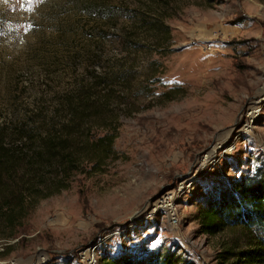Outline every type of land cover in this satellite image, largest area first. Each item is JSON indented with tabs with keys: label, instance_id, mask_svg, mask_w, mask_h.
<instances>
[{
	"label": "rangeland",
	"instance_id": "374dc122",
	"mask_svg": "<svg viewBox=\"0 0 264 264\" xmlns=\"http://www.w3.org/2000/svg\"><path fill=\"white\" fill-rule=\"evenodd\" d=\"M62 1L0 0V128L39 140L91 82L104 106L72 137L112 132L114 155L95 168L81 158L68 187L22 225L0 218V264H98L166 248L230 264L220 243L232 236L202 235L198 212L230 179L264 173V0H112L160 19L167 39L128 17L107 30Z\"/></svg>",
	"mask_w": 264,
	"mask_h": 264
},
{
	"label": "trees",
	"instance_id": "16d2710c",
	"mask_svg": "<svg viewBox=\"0 0 264 264\" xmlns=\"http://www.w3.org/2000/svg\"><path fill=\"white\" fill-rule=\"evenodd\" d=\"M68 3L88 16L104 20L107 30L115 28L119 17H128L133 19L132 23L139 32L169 38L168 27L160 19L148 16L141 10L124 8L112 0H63L58 8H65ZM127 42L130 41L127 39ZM113 77L121 78L116 73H113ZM104 82L98 79L96 84ZM93 85L90 82V93L79 94L72 101L67 99L63 104L66 117L64 125L56 129L51 124L52 127L45 130L39 140L33 141L28 136L27 142L20 127L17 138L9 136L6 139V134L0 128V218L6 227L22 225V218L28 215L40 199L66 189L72 172L78 170L77 164L81 158L87 159L95 168L114 155L115 135L112 132L96 136L89 134V129H86L84 140L76 141L72 137L71 130L75 129L76 133L86 124H92L100 114L98 108L104 106L102 94L94 90ZM103 94L109 98V94ZM198 219L202 235L208 238L232 236L229 242L220 243V259L223 262L264 264V173L254 172L230 179L217 196L203 200ZM98 264L192 263L182 254L166 248L162 253L146 257H104Z\"/></svg>",
	"mask_w": 264,
	"mask_h": 264
},
{
	"label": "bare ground",
	"instance_id": "6f19581e",
	"mask_svg": "<svg viewBox=\"0 0 264 264\" xmlns=\"http://www.w3.org/2000/svg\"><path fill=\"white\" fill-rule=\"evenodd\" d=\"M255 106V105H254ZM255 108V107H254ZM213 150L210 151L209 154H212ZM188 187V186H187ZM176 198H174V194L163 197L156 205L154 210H159L174 202Z\"/></svg>",
	"mask_w": 264,
	"mask_h": 264
},
{
	"label": "built area",
	"instance_id": "2783aa9c",
	"mask_svg": "<svg viewBox=\"0 0 264 264\" xmlns=\"http://www.w3.org/2000/svg\"><path fill=\"white\" fill-rule=\"evenodd\" d=\"M262 100H264V97L263 98H261ZM256 103H260V102H256ZM255 109V108H254Z\"/></svg>",
	"mask_w": 264,
	"mask_h": 264
}]
</instances>
